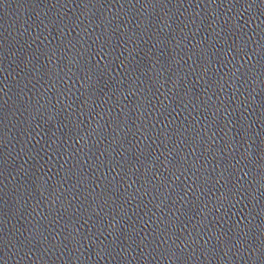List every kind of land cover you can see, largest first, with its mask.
I'll list each match as a JSON object with an SVG mask.
<instances>
[{
  "label": "water",
  "instance_id": "water-1",
  "mask_svg": "<svg viewBox=\"0 0 264 264\" xmlns=\"http://www.w3.org/2000/svg\"><path fill=\"white\" fill-rule=\"evenodd\" d=\"M0 264H264V0H0Z\"/></svg>",
  "mask_w": 264,
  "mask_h": 264
}]
</instances>
